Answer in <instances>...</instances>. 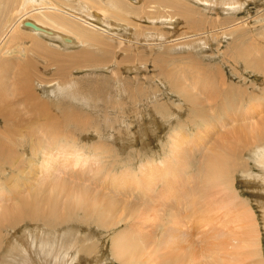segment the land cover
I'll use <instances>...</instances> for the list:
<instances>
[{
    "label": "bare ground",
    "instance_id": "bare-ground-1",
    "mask_svg": "<svg viewBox=\"0 0 264 264\" xmlns=\"http://www.w3.org/2000/svg\"><path fill=\"white\" fill-rule=\"evenodd\" d=\"M201 1L210 2L212 6L222 5L223 7L228 6L232 8L233 6H235V8H239L243 5L242 2L243 3L245 2V0H215V2H213V0H201ZM246 1L249 2V0ZM194 4H195L194 0H0V120H2L3 122L2 125H4L3 129L2 128L0 129V132H2L0 133V209L2 211V212L0 211L1 212L0 230L3 227L8 231L10 230L11 233L7 231V234L9 233V238H8L9 241L6 244L5 254L11 255L14 258L19 256L20 263L17 264H22V263L35 264V261L31 259V254H35V253H38V256L42 255V258H44L45 262H47L48 260H50L52 256L53 257L56 256V250L58 248L64 249L66 245L68 249L79 247V243H80L79 238H76L77 233L79 231L75 228V226H73V223H71L72 226L68 225L66 226V228L62 229L60 226H62L63 219L61 218L62 215L58 216V214L60 213L59 212L58 214H55L53 216V219L58 220L59 223L56 225L53 223L54 226L52 227L51 225V227H49L47 225L49 223L48 222L46 226L41 220L44 216H46L45 215L46 211L44 210L40 211V209H38L39 208L38 206L41 203V199L47 198L48 196L44 194L42 188H40L39 186L45 183L48 184L47 179H49V187L52 188V191H56V192L64 191L65 190L64 187L67 185L66 182H69L70 180L66 181L65 178L63 177L61 179L58 178V173L60 172V170L64 169L63 164L66 163L67 167L71 166L72 168H74V167L82 166L83 162L87 160V158L86 159L80 158L81 157L80 153H82L84 150L78 147L79 146L78 143L74 141H70L68 139L69 136H67L66 134L69 135L71 133L70 130L72 128H74L76 132L78 131L86 132V128L91 131L98 126L96 119H94L95 116L92 114L88 117L86 113H82L80 111H78L76 115H70L69 112L80 110L78 109V105H77V103L80 102L82 103L84 108L87 107L88 109H92L93 112L97 110L100 111V109L105 110L103 106L108 107L109 106L108 103L110 102L108 98V91L104 83L106 82V80L100 79L99 77L97 78L90 77L88 79H82V81L86 82L87 84L80 83L78 81L69 79L73 74L72 71L73 72L76 71L77 73H82L83 71L88 70L96 73L97 75H100L99 71L103 70L106 73H108V72H113L117 68L118 71L121 70L122 72L125 73L134 72V71L140 72L143 70L142 67H138L137 65H135L133 60V59H140L138 52L139 45L143 44L148 47V42L151 41L154 42L153 45L155 43L159 45L164 44V42H166V37L164 36L162 29L174 30V33H176L174 41H178L177 47L179 48V51H183V50L186 51L187 49L190 50L195 49V51L197 52L198 51L197 47L202 44L203 40L205 41L206 39L203 36L207 35L206 34L207 32H211L212 30L221 26L222 28L220 33L226 36L230 37L236 34L240 38L243 36L242 34L240 35L238 34L239 30L243 29V26L239 27L235 25V27L232 28L231 27L232 24L230 26H227L226 24L227 20L225 21V24L224 21L222 20L223 23H221V25L219 22L216 21H215L216 23L211 22L212 25H208V20L204 19L205 16L203 18L200 16L202 15V12H199ZM233 10L230 8L228 9V12L230 13ZM235 13L237 12L235 11L233 15H235ZM142 20L149 22L148 24L149 26L146 27L142 26L141 25ZM229 22L231 23L232 21L229 20ZM175 29H178V31ZM243 31L241 30V32ZM216 32L215 34L218 35ZM215 34H213V36ZM222 34H220V36ZM121 37H123V39H121ZM262 37H263L262 43L257 44L256 42L259 39L257 41L254 40L255 48L257 49L256 51H259L258 49L262 48V52L260 53L262 58L261 60H258L250 53L247 54L245 53L244 55H240V56L237 55L238 59H242L246 63V67L250 69V70H245L246 73H249L251 69L253 71L264 72V53H263L264 34ZM135 38L137 39V43H136V48L133 49L132 54H135L136 56L131 58L129 55L124 54L126 52L131 53V49H128L125 46V43H129L131 45ZM192 38L194 39L191 41H185V42L183 41ZM249 43L251 44V42ZM6 44L8 45V47H6ZM57 45L58 47H60L59 49H57L56 47ZM194 56L191 53H188L186 56L187 58L190 57L189 58L190 64L193 65V67L190 68L195 69V73L196 75H198L197 79L192 78V80L196 85L198 84L202 86L201 88L202 93L200 94H203V92L208 94L207 96H205L204 94V96H205V100L208 101L207 104L211 106L212 102L216 98L223 95L219 87L217 93H214L213 92L214 90L212 88V85L215 86L217 84L216 79H218L219 76H217L218 78H215V76L220 75V72L215 70L211 72L212 75H206L207 67L205 65L199 64L200 59H195ZM175 60L176 58L174 56L166 58L165 55H162L160 57H154L152 60V64L155 66L156 70L160 73L161 75L160 79L164 83H168L170 88H172L177 94H179L183 98V100L185 99L186 102H188L190 106L189 110L191 111V114L192 115L195 114L194 116H192L195 119V121L192 120L191 119L192 117L190 116V121H192V124L195 122L194 124L197 123L199 124L200 128H202L201 127L202 125H200L199 123L200 121L197 120L199 119L198 117L205 116V113L206 115L209 116L210 113H208L209 111L203 113L204 111L203 108L205 106L201 107L203 111L201 110V108L196 107L197 110L201 111L200 114L196 112L194 108L195 104L193 103V101H197L198 99V96L194 93L197 97L196 99L194 97L195 95L193 94V91L195 92L196 88L189 86L188 83H186L189 82L188 77L190 76L184 75V78L186 80L185 82V80L181 78V76L175 70L172 71L168 67V63L173 61L175 62ZM240 62L238 60L237 65H239L238 63ZM121 67H124L123 68L124 70H122ZM175 75L177 76L175 77ZM205 79H207L208 81L207 83H204ZM8 81L10 82V84L8 83ZM40 85H42L43 87L40 88L39 87ZM47 86H49L51 89L48 88ZM11 87H12V92H11ZM86 87L87 89H85ZM82 89H84V91ZM131 90L132 89L130 87H127L125 78L123 77L120 78L118 80V85L116 88V97L118 98L116 99L117 102L120 103L119 100H124L128 98L133 100L129 92ZM42 95H46V96L51 95L57 97L58 104L51 103V101H49L48 99H44ZM199 97H201V95H199ZM69 100H72L71 104L68 103ZM72 102L75 103V106L72 105ZM114 105L115 106L113 111L116 110L119 104L115 103ZM132 106L136 107L135 103ZM24 107L26 108V110H24ZM69 107H72L73 110H69ZM136 109H138V107ZM136 109L132 108V110H134L135 113H136ZM157 109L158 108H156V110ZM143 111H147V109L143 108L142 113ZM119 113L123 115V112L119 111ZM142 113L141 115L139 113L136 114L142 117ZM172 116H174V113L172 114ZM100 118L103 119L102 125L105 127L104 129H106L107 123L105 122V118L101 116ZM123 119H121V121L124 124ZM109 120L112 122L111 124L108 121L110 128H113L112 126L113 124H118V121L115 119H109ZM201 121H203L201 122L203 125L204 124L208 125L207 124L208 122H206L205 119H201ZM192 124L190 122V125ZM255 127L258 128L257 131L255 130ZM178 128L182 132L185 130V129L182 130L183 127L181 126H179ZM200 128L198 130H200ZM244 128L247 129V131H244ZM205 129L210 130L211 127H209L208 125V127H206ZM128 131L129 129L127 130L126 134L128 133ZM182 132L180 134L175 133L173 135L175 137L174 140L176 145L179 146L180 148L183 147L185 142L187 143L186 140H188L185 134L183 135ZM103 133L105 134V132ZM229 137L230 138L234 137V140L232 141L235 142H239L240 139H242L240 143H243L244 145L243 144L240 145L245 146L243 152L244 154L242 157H246L248 162L249 161L255 162L252 163L256 165L255 166L256 168L258 166L260 168L259 171L261 172V174L259 175L257 174L254 177L252 174H250V178L254 179L251 181V183L252 184L255 183V185L257 186L263 185L262 188L264 190V116H262V119L258 120L257 122H253L247 125L239 124L236 126H232L231 134L229 135ZM99 138L102 139L104 137L99 136ZM5 140H7L8 143L4 142ZM17 140H18V144L15 143ZM221 140L223 141V143L226 144L225 135L222 137ZM191 142L193 144V141ZM101 151L105 152L106 150L104 149V147L102 148V146L101 147L99 146V148H97L96 146L94 150H90V153L94 156H97L98 153ZM230 151L229 152L227 151V153H230ZM163 166L164 167L161 168L158 165L157 166L153 165L149 167L145 166L144 170L140 168L142 169L140 172L141 176H139L140 174L139 175L133 174L132 176L125 175L129 171H127V169L126 171L123 170L124 171L123 173L120 172L123 175L122 177L120 175L119 177L117 176H114L113 178L111 177V182H112L111 188L112 190H115L117 193L122 190L131 191V194L139 193V190L154 192L155 187H157V185H159V183L162 182V185L164 184L166 188L165 192H163L162 195L167 196L166 199H168V196L177 198L178 196L168 194L167 192L172 190V188L177 184L178 180L180 179L178 171H176V169L174 170V168L172 167H180V166H178V162L173 165L171 161H168ZM222 172L220 173L223 175ZM63 174L66 175L67 173L63 172ZM75 177L76 174L73 175L72 179ZM80 181L82 180L80 179ZM218 181L222 182L220 179ZM81 188H79L78 191H80ZM175 191L177 192L176 189ZM105 193H103L105 198L111 197L112 199L114 198L113 199L114 201L116 200L115 197L112 196L111 194L106 195ZM232 193H234V191ZM198 194L199 193H197V195ZM76 195H78V193H76ZM233 195L235 196V194H232V196ZM139 196L144 199H151V201H153V196H150L149 198L142 194H140ZM161 196L159 195L158 197H154V198L159 199L161 198ZM233 197L231 199V202L234 203V201H239V197L238 200L237 198H233ZM91 199L89 202H91ZM166 199L164 202H166ZM225 200L227 201L229 199L225 198ZM84 201L87 202V200L85 199L82 202ZM262 201L263 203L261 201L259 202L260 205L264 208V200L262 199ZM143 202L145 201L143 200ZM177 202L179 203V201ZM223 203L224 204L220 202V204L223 205V208L225 207L227 209H231L230 203H225V202ZM85 204H82L83 205L82 211L88 215V218L90 220H93L91 222H94L96 225L98 224L102 225L101 227L109 230H112L110 229L111 227L114 228L116 227V224L118 223L117 220H114L112 218L110 219V215L111 214L113 215L114 208H105L106 206L102 207L100 198L98 199L93 198V202H91L90 205H85ZM199 204L200 203H198V205ZM215 204L213 203L211 204V206L213 207V205ZM51 205L52 203H50V206ZM58 206H56V209ZM111 206L113 207V205ZM148 206L149 208L152 207L149 204ZM53 208L55 209L54 206ZM75 208L76 207H74V209ZM235 208H236L235 210H232V214L234 215V219L232 220H235L239 224L236 227L242 231L237 241L247 245L245 247H247L246 250H248V252L240 250L238 251L240 253L239 254L240 256L237 257V254H235L236 256L234 255V252L237 247H234V252L231 257L236 260H242L244 256H248V257L259 256L261 259V261H259L260 259L258 260L259 264H264V257L261 252L262 243L259 236V232L256 229V227L258 228V224H256L257 225L256 226L255 225L256 222L254 223V218H253L254 214L252 215L251 212L252 210H250L249 207L245 208L243 203H240V205L239 203L235 204ZM153 209L155 213L156 212L159 213V210L158 209L156 210L155 208H152L151 210L146 208L145 210L152 211ZM145 210L144 211L141 210L139 216L145 214ZM208 211L209 208L207 209V212ZM71 212L72 211H70L69 215H71ZM166 212H168L167 221L169 222H167L165 226L168 225V223H171L168 226H173V227H176L177 225L178 226L181 225L179 221L178 223L176 221L177 220L176 216L181 215L180 212L177 215L176 212L175 214H170L168 210ZM190 212L192 211L190 210ZM124 214L126 213H123V215ZM47 215L49 217V214ZM263 215H264V211H263ZM150 216L152 217L153 215ZM190 216L191 215H189V217ZM180 217L181 216H179V218ZM144 219L153 220L149 216L148 218H144ZM119 220L121 222V218H119ZM122 221H124V219ZM21 225H25V228L22 232L24 236H21L20 238L19 235L17 234L18 233L17 226H21ZM9 227L11 229H9ZM132 227L133 228L132 230L130 229L131 230L130 232L127 233L126 231H124L121 234L122 237L120 238L115 237L114 246H115V250H117L118 253L117 256H119V259L120 256L122 255L119 252H121L123 253L122 255L123 257L124 254L126 253V257L128 254L131 257H133L135 261L140 260V258L143 257L141 256V254L147 248V247L146 248L143 247L142 246L143 244L139 246L141 244L139 240L140 239H142V241L145 240L144 239L145 235L144 232L142 231V226L140 227V232L138 230L139 226L136 225L134 227L132 225ZM165 229H167V227H165ZM173 231L175 232V230ZM131 232L132 233L134 232L135 235L134 233L132 234ZM168 232L170 231L168 230ZM174 232L171 234V236H173ZM193 232L190 231V233ZM166 234L165 237H167ZM175 237H177V234ZM243 237L246 240H244ZM209 239L212 240V238ZM229 239L230 238H228L227 243L226 242L222 243L221 241H219V243L218 241L212 243L213 244L212 257H208L209 255L207 256L206 252L203 251L202 255H200V257L198 258V261L205 259V264L206 263L234 264L236 260L235 261L233 260L234 261L233 262L229 254L228 247L230 248L229 243L231 242V241L229 242ZM214 240L216 239L214 238ZM174 244L176 246V243ZM178 246L174 248L177 249ZM170 249L172 250V248ZM182 250L183 251H179L175 253L170 252V256H169L170 260L169 262L167 261V263L191 264L192 254L188 249L184 251L185 247ZM62 251L67 252L70 250H66V251L62 250ZM222 255L225 257L223 258ZM71 256L69 255L68 258L69 261L71 260ZM195 256L197 259L196 254ZM166 257L167 256H165V258ZM228 257H230V259H228ZM124 259L125 258H123L122 260ZM127 259H129V256L127 257ZM1 261L3 262V264H5L4 259L1 258ZM55 264H57V262H55Z\"/></svg>",
    "mask_w": 264,
    "mask_h": 264
},
{
    "label": "rangeland",
    "instance_id": "rangeland-1",
    "mask_svg": "<svg viewBox=\"0 0 264 264\" xmlns=\"http://www.w3.org/2000/svg\"><path fill=\"white\" fill-rule=\"evenodd\" d=\"M213 2H215V0H213ZM247 2L248 1L245 0L244 3L246 4ZM194 3L196 9L199 12H202V15L204 13L203 16L202 15L200 16L202 18L205 16L204 19L208 20V25H212L211 22L212 23L219 22L221 25V23H223L222 20L224 21L225 24V21L227 20L226 22L227 26H230L232 24L231 25L232 28L235 27V25L239 27L243 26V29L245 28L244 31L243 29H241L243 32L239 30L238 33L239 35L242 34L243 36L241 38L238 37L237 34H236L237 36L236 35L230 37L226 36L220 33L222 28L221 26L212 30L211 32H207L206 33L207 35L203 36L206 38L205 39L206 42L204 40L202 41L203 45L201 44L197 47L198 48L197 52L195 51V49L193 50L187 49L186 51L184 50L179 51V48L177 47L178 41H174L176 35V33H174V30L162 29L164 36L166 37V42H164V44L159 45L155 43L153 45L154 42L151 41L148 42V47L143 44L139 45L138 52L140 59H133V60L135 65H137L138 67H142L143 70L140 72L134 71V72L125 73L122 72L121 70L118 71L117 68L113 72H108V73H106L103 70L99 71L100 75H97L96 73L88 70L83 71L82 73H77L76 71L74 72L72 71L73 74L69 79L78 81L80 83H86L82 81V79H88L90 77L93 78L99 77L100 79L106 80V82L104 83L108 91V98L110 102L108 103L109 104L108 107L103 106L105 110L100 109V111L98 110L95 111L96 113L93 112L92 109H88L86 106H85L86 108H84L81 102L77 103L78 109L80 110L69 112L70 115H76L78 111H80L82 113H86L88 117L92 114L95 116L94 119H96V122L98 123V126L91 131L86 128V132L84 131L76 132L74 128H72L70 130L71 133L69 135L66 134L67 136H69L68 139L70 141H74L78 143L79 145L78 147L84 150L82 153H80L81 154L80 158L81 159L87 158V160L83 162L82 166H78L74 168H72L71 166L67 167L66 163L63 164L64 169L60 170V172L58 173V178L61 179L63 177L65 178L66 181L70 180L69 182H66L67 185L64 187L65 190L62 191L63 193L59 191L58 192L52 191V188L49 187V179H47L48 184L45 183L41 185L42 187L39 186L40 188H42L44 194L48 195L47 198L41 199V203L38 206L39 207L38 209H40V211L42 210L46 211L45 212L46 216H44L41 219L43 223L46 225L49 222L50 224L49 223L47 224L49 227H51V225L53 227L54 224L55 225L58 224L59 223L58 220L53 219V216L60 212L58 216L59 215L63 216V217L61 216V218L63 219V223H62L63 227L62 226L60 227L64 229L66 228V226L71 225V223H73V226H75V228L79 231L77 233L76 238H79V242H80L79 247L81 248L77 247V248L68 249L67 245L66 247H64V249L58 248L56 250V256L55 257L52 256L50 260H48L47 262H45V259L42 258V255L38 256V253L31 254V259L35 261V264H55V262H57V264H64V263L71 264V261L72 264L73 262L74 264H168L167 261L169 262L170 260L169 257L170 252L175 253V252L183 251L182 249H184V247H185L184 251L188 249L192 254L191 264L192 263L194 264L195 262H197L195 264H199V263L205 264V259L198 261V258L200 257V255H202L203 251L206 252L207 256L209 255L208 257H212V250H213L212 243L217 241L218 243L219 241H221L222 243L223 242L227 243L228 238H230L229 242L231 241L229 243L230 248L228 247L230 257L234 252V247L238 248V249L236 248L235 252L236 251L238 252L240 250L248 252V250H246L247 247H245L247 245L237 241L242 231L236 227L239 224L235 220H232L234 219L232 210L236 209L235 204L238 203L239 205L240 203H243L245 208L249 207V209L252 210L251 211L252 215L254 214L253 216L254 223L256 222L255 225L258 224V228L256 227V229L259 232V236L262 243L261 252L264 257V253H263L264 252V215H263L264 208L260 205L259 202L261 201L263 203L262 199L264 200V194H263L264 190L262 188L263 185L257 186L254 183L255 181L253 182L254 184H252L251 181L254 179L250 178V174H252L253 177L256 176L257 174L258 175L261 174V172L259 171L260 168L258 166L257 168L255 167L256 165L253 164L255 162L253 161L248 162L246 157H242L244 154L243 152L245 147L243 146L244 145L243 143H240L242 139H240L239 142H235L232 141L234 140V137L231 138L229 137V135L231 134L232 126H236L239 124L247 125L253 122H257L258 120L262 119V116H264V72L253 71L251 69L249 73H246L245 70H250V69L246 67V63L242 59H238L237 57V55L240 56V55H244L245 53L246 54L250 53L258 60L262 59L260 54L262 52V48L261 49L259 48L258 49L259 51H256L257 49L255 48L254 43L258 39L259 40L256 42L257 44L263 42L262 36L264 34L263 33L264 32V0H255V1L249 0V2L246 5L242 2L243 5L241 7L238 6L241 9L235 8V6H233L234 10L232 7H228V6H224V7L222 5L212 6L210 2H202L201 0H196V1L194 0ZM230 8L233 11L229 13L228 9ZM235 11L239 14L235 13V15H233ZM229 20L232 22L230 23ZM148 24L149 22L144 20H142L141 22V25L144 27L149 26ZM175 30L178 31V29ZM215 32L218 35H216ZM219 33L222 35L220 36ZM213 34L215 35L213 36ZM121 39H123V37H121ZM193 39L194 38L183 41L184 42L191 41ZM249 42H251V44ZM136 43H137L136 38L133 40L131 45L129 43H125V46L128 49H131V53L126 52L124 54L129 55L131 58L136 56L135 54H132L133 49L136 48ZM6 47H8L7 44ZM56 47L57 49L60 48L58 47V45ZM188 53H191L193 56L195 55L194 56L195 59H200L199 64L205 65L207 67L206 75H212L211 72L215 70L220 72V75H216L215 78H218L217 76H219V78L221 79L219 78L216 79L217 84L215 86L212 85V88L214 90L213 92L217 93L219 87L223 95L216 98L212 102L211 106H209V104H207L208 101L205 100V96H207L208 94L205 92H203V94H200L202 93V89H201L202 86L198 84L196 85L192 80V78L197 79L198 75H196L195 69L190 68L193 67V65L190 64L189 61L190 57L189 58L186 57ZM162 55H165L166 58L172 56L176 58L175 62L174 61L169 62L170 65L168 63V67L170 68V70L172 71L175 70L184 80H185L184 75L186 76L188 75L191 77V78L188 77L189 82H186V80L185 82L188 83L189 86L196 88V91L195 92L193 91V94L195 93L198 96L197 99L196 95L194 94L195 95L194 97L197 99V101H193V103L195 104L194 108L196 112L198 114H200L201 112L200 110H197L196 107L201 108L205 106L203 108L204 111L201 108L203 113L209 111L208 113L212 115L211 116L209 114L208 116L205 113V116L198 117L199 119L197 120L200 121L199 123L200 125H202L201 126L202 128H200L199 124L197 123L194 124L195 122L192 124V121H190V116L192 117L195 114L194 115L191 114V111L189 110L190 106L188 102H186L185 99L183 100V98L179 94H177L172 88H170L168 83H164L160 79L161 75L156 70L155 66L152 64V60L154 57H160ZM238 60L239 62L241 61L240 63H238L239 65H237ZM123 68L124 67H121L122 70H124ZM176 76L177 75H175V77ZM122 77L125 78L127 87H130L132 89L129 92L133 100L128 98L124 100H119L120 103H118L116 100L118 99L116 97V88L118 85V80ZM207 82H208L207 79H205L204 83ZM8 83L10 84L9 81ZM39 87L41 88L43 86L40 85ZM47 87L50 88L49 86ZM87 87L85 89H87ZM82 90L84 91V89ZM11 92H12V87H11ZM199 95H201V97H199ZM42 97L44 99H48L53 104L55 103L58 104L57 97L51 95L49 96L42 95ZM71 101L72 100H69L68 103L71 104ZM73 103L74 102H72V105L75 106V103L74 104ZM115 103L119 105L117 106L116 110L113 111ZM134 103L136 107L132 106ZM137 107L138 109H136ZM132 108H135L136 113H139L140 115L142 113L143 108H146L148 112L143 111L141 117L138 114H136L135 111L132 110ZM156 108L158 109L156 110ZM24 110H26L25 107ZM69 110H73V108L69 107ZM118 110L123 112V115L120 114ZM187 111H189L190 113ZM173 113L174 116H172ZM100 116L105 118V122L107 123L106 129H104L105 127L102 125L103 119L100 118ZM109 119L117 120L118 124H113L112 125L113 128H110L108 121L111 124L112 122ZM121 119L124 120L125 125L123 124ZM191 119L195 121L193 117ZM201 119H205V121L208 122L207 124L209 125V127H211L210 130L205 129L206 127H208V125L206 124L203 125L201 123L203 122L201 121ZM190 122L192 125H190ZM2 123H3L2 120H0V129L1 128L3 129L4 125H2ZM179 126L183 127L182 130L185 129L187 132L185 130L182 132L178 128ZM199 128L200 130H198ZM128 129L129 131L126 134ZM255 130L257 131L258 128L255 127ZM244 131H247V129L244 128ZM103 132H105V134ZM181 132L183 135L185 134V136L187 137L188 140L186 141L188 144L185 142L183 147L180 148L179 146L176 145L174 140L175 137L173 135L175 133L180 134ZM224 135L226 136V144L223 143V141L221 140ZM99 136H103L104 138L101 139L99 138ZM18 140L15 143L18 144ZM191 141H193V144ZM4 142L8 143L7 140H5ZM96 146L97 148H99V146L100 147L102 146V148L104 147L106 151L105 152L101 151L98 153L97 156H94L90 153V150H94ZM227 151L228 152L230 151V153H227ZM95 158H97L98 160ZM168 161H171L173 165L178 162V166H180V167H172L174 168V170L176 169V171H178L180 179L178 180L177 184L172 188V190L167 192L168 194L178 196L177 198L168 196V199H166L167 196L162 195V193L165 192L166 190L165 185L164 184L162 185V182L159 183L157 187H155V189L156 188L157 189L156 191L154 189V192L139 190L140 194L147 196L148 198L150 196H153V201H151V199H144L140 197L139 193L131 194V191H124V190L119 191L117 193L115 190H112L111 188L112 187L111 177L112 178L114 176L119 177V175L122 177L123 176L122 173L126 171V169L129 172L126 173L125 175L132 176L133 174L136 175L140 174L139 176H141L140 172L142 169L144 170L145 166L149 167L153 165L154 166L158 165L161 168L164 167L163 165H165V163H167ZM226 165H228L229 167ZM129 167H131L132 169ZM63 172L67 174L64 175ZM220 172H222L223 175ZM74 174H76V177L72 179ZM80 179L82 181H80ZM219 179L223 183L218 181ZM230 182L232 185L230 184ZM79 188H81L80 191H78ZM175 189L177 190V192L175 191ZM231 189L234 191V193H232L233 191ZM76 193H78V195H76ZM103 193H105L106 195L111 194L112 196L115 197L116 200L114 201L113 200L114 198L112 199L111 197L105 198ZM197 193H199L198 194L199 196L197 195ZM232 194H235V196L233 195L234 196L233 197ZM157 195L158 196L162 195V196L159 199L154 198V197H158ZM232 197L237 198V200L239 197V201H234V203L231 202ZM70 198L73 200H71ZM83 198L87 200V202L86 201L82 202L84 200ZM93 198L96 199L100 198L102 207L106 206L105 208H114L113 215L112 214H111L112 216L110 215V219L112 218L114 220H117L118 223L116 224L115 228L114 227L110 228L113 231L101 227L102 225L98 224L99 225L98 226L94 222H91L93 220H90L88 218V215L82 211L83 208L82 204L87 203L85 205H90V203L93 202ZM225 198L229 200L226 201ZM90 199L91 202H89ZM165 199L166 202H164ZM143 200L145 202H143ZM177 201H179V203ZM220 202L222 204H224L223 202L230 203L231 209H227L225 207L223 208V205L220 204ZM50 203H52V205L54 204L53 206L55 207V209L53 208L52 205L50 206ZM198 203L200 204L198 205ZM209 203L211 204L217 203V204L213 205L212 207L211 204ZM148 204L152 207L149 208ZM111 205H113V207ZM56 206H58L57 209ZM74 207L76 208L74 209ZM206 207L207 209L209 208L208 212ZM146 208L150 210L152 208H155L156 210L158 209L159 213L157 212L155 213L154 209L152 211L145 210ZM169 208L171 209V211ZM189 209L192 212H190ZM54 210H57L58 212ZM141 210L142 211L145 210V214L139 216ZM167 210L169 211L170 214H175L176 212V215L179 214L180 212L181 215L176 216L177 218L176 221L177 223L178 221L180 222L181 225L180 224L179 225L181 227L178 225L176 227L168 226L171 223H168V225L165 226V224L169 222L167 221L168 220L167 219L168 212H166ZM70 211H72L71 215H69ZM123 213L126 214L123 215ZM47 214H49V217ZM150 215L153 216L151 217ZM189 215L191 216L189 217ZM148 216L153 220L144 219V218H148ZM179 216H181L180 217L181 219L179 218ZM119 218H121V222ZM123 219L124 221H122ZM132 225L134 227L136 225L139 226L138 229L139 232H140V227L142 226V231L144 232L145 240L142 241V239L139 238L140 239L139 241L141 242L139 246L143 244L142 246L147 248L141 254V256L143 257H141L140 260H136V261L134 260L133 257H131L128 254L127 257L129 256V259H127L126 253L124 254L123 257L122 256L123 253L119 252L120 254H122L121 256L125 258L124 259L126 261L125 262L124 260H122L123 258L121 256L120 259L119 256H117L118 253L117 250H115L114 241H115V237L116 238L122 237L121 234L124 231H126L127 233L130 232L133 228ZM165 227H167V229H165ZM24 228L25 225L17 226V230H18L17 234L19 235L20 238L21 236H24L22 234ZM2 229L0 230V233L2 232L4 233L0 234V244H1L0 264H3L1 258L5 260V264L20 263L19 256L14 258L11 255L5 254L6 244L9 241L8 240L9 233L11 232L10 230L8 231L4 229V227ZM9 229L11 228L9 227ZM168 230L170 232H168ZM173 230H175V232ZM7 231L9 232L8 234ZM190 231L191 232L194 231V232L190 233ZM173 232L175 234V235L173 234L174 238L173 236H171ZM165 234L167 235V237H165ZM176 234L177 237H175ZM229 234L232 235L230 236ZM208 237L212 238V240L209 239ZM214 238L216 240H214ZM233 239L236 240L234 241ZM174 243H176V246L179 245L177 249L174 248L176 247ZM206 243L208 244V246ZM80 244H83L84 247L83 245ZM170 248H172L173 251ZM62 250L65 251L70 250V251H67L68 252L67 253V252H63ZM235 252L234 255L237 254V257H239L240 253L239 252L235 253ZM195 254L197 255V259ZM69 255L70 256L72 255L70 261L68 260ZM165 256L167 257L165 258ZM222 257L224 258L225 256L222 255ZM230 257H228V259H230ZM244 257L242 260H236L232 257L231 259L232 261L236 260L234 264H259V261H261L259 256L257 257L244 256ZM180 264H185V263H180Z\"/></svg>",
    "mask_w": 264,
    "mask_h": 264
}]
</instances>
